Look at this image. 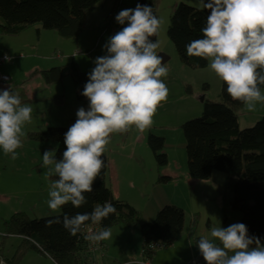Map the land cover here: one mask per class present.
<instances>
[{"label":"rangeland","instance_id":"rangeland-1","mask_svg":"<svg viewBox=\"0 0 264 264\" xmlns=\"http://www.w3.org/2000/svg\"><path fill=\"white\" fill-rule=\"evenodd\" d=\"M137 1L118 0L113 17L123 9L135 8ZM180 3L201 8L200 0H156V15L162 21L156 37L160 42L157 54L169 58L164 63L169 69L168 75L161 78L169 90L167 100L158 107L150 129L139 132L133 127L125 133L112 134L104 154L108 157L107 187L115 199L129 201L141 213L142 223L153 222L165 206H176L185 212L183 235L172 246L161 245V248L153 250L151 264L205 261L197 246L199 238H211V228H226L239 223L241 218L240 213L231 208L233 194L225 187V173L214 171L207 180L193 179L189 174L182 125L201 117L204 101H221L222 80L209 65L205 69L194 70L180 60L168 36L173 9ZM112 7L111 0H102L88 12L90 24H86L76 38H62L56 31L43 29L41 24L30 26L21 37L0 34V57L7 54L15 58L0 67V74L10 77L4 90L14 91L19 95L22 106L32 108L31 122L23 126V146L16 150L18 158L13 160L0 149V235L4 234L3 221L17 212H24L31 219L55 216L61 212L60 209L53 212L48 207V192L56 177L46 178L47 170L42 167L44 151H51L54 156L58 144L32 141L29 133L49 127L69 129L77 119V110L80 107L88 109L89 105L76 97L68 75L69 65L74 62L82 72L89 73L95 67V58L107 54L104 45L118 32L116 27L119 24L107 29L111 21L107 17ZM55 67H62L66 75L61 82L47 84L42 72ZM188 86L191 94L187 92ZM261 111H264L263 107ZM243 112L239 123L242 129L255 126L263 117L256 112ZM150 134L165 139L163 153L167 155L168 162L164 166H158L152 155L148 145ZM134 149L142 158L137 162H132V157H129ZM160 178L168 180L164 182ZM110 230L112 236L105 241L101 263L133 264L145 259L144 241L137 227L117 225ZM20 242L21 239L15 236L6 240L0 237V256L11 258ZM98 257V253L88 255L92 264ZM20 264L56 263L29 251Z\"/></svg>","mask_w":264,"mask_h":264},{"label":"clouds","instance_id":"clouds-1","mask_svg":"<svg viewBox=\"0 0 264 264\" xmlns=\"http://www.w3.org/2000/svg\"><path fill=\"white\" fill-rule=\"evenodd\" d=\"M200 4V10H208L209 15L202 38L186 45L187 56L209 61L210 69L226 83L229 96L254 111L257 103H264L259 87L264 85V0H200ZM115 20L126 26L108 39L107 54L94 60L82 92L89 107L77 110L75 123L64 134L62 158L48 150L42 156L46 178L56 177L48 192V207L53 212L68 203L73 208L86 204L85 193L93 191V182L101 175L111 135L133 127L139 132L150 129L158 107L168 97L161 78L169 69L157 54L159 40L151 39L158 36L162 21L152 7L139 3L121 10ZM4 59L11 57L5 54ZM31 113L32 108L22 106L17 93L0 91V149L13 160L23 146V126L31 122ZM115 212V206L105 202L90 213H65L62 224L75 236L85 222L99 224ZM111 236L105 227L89 231L84 238L99 244ZM210 237L197 241L207 264H264V244L259 237L248 235L244 223L213 227Z\"/></svg>","mask_w":264,"mask_h":264},{"label":"trees","instance_id":"trees-1","mask_svg":"<svg viewBox=\"0 0 264 264\" xmlns=\"http://www.w3.org/2000/svg\"><path fill=\"white\" fill-rule=\"evenodd\" d=\"M102 0H0V34L17 37L30 26L41 24L43 29L56 31L62 38L78 37L86 27V15ZM141 5H148L157 14L156 0H138ZM118 3L116 4L117 8ZM137 5V4H136ZM112 11L107 29L117 22ZM208 10L180 3L173 9L168 36L176 47L183 64L191 69H205L209 61L198 57L189 58L186 45L195 39L202 38L201 29L206 24ZM125 25L116 27L119 31ZM153 41L156 37L151 38ZM47 84L63 81L65 72L62 67L43 71ZM68 75L76 90L78 101L89 105L87 97L82 95L84 85L89 77L78 65H69ZM261 90L264 85L259 86ZM227 85L222 81L221 101H204L201 117L182 125L186 139L189 174L193 179H210L214 171L226 174L225 187L233 194L230 203L234 211L241 215L239 223H244L249 236H256L264 242V116L255 126L242 129L238 113L245 105L233 100L226 91ZM191 94V87H187ZM67 127H49L41 132L29 133L32 141L58 144L55 157L62 158L66 150L64 134ZM148 145L158 166L167 164V155L163 153L165 139L149 135ZM104 167L101 175L93 182V191L85 193L87 203L80 208H73L71 203L60 208L58 215L41 219H31L26 213L13 214L4 221V234L1 238L15 236L21 239L11 258H4L7 264H20L29 251L50 258L56 264H92L88 255L89 242L82 230L91 225L85 222L80 233L72 236L63 227L65 213L75 215L90 213L96 205L105 202L115 206L116 212L99 223L100 230L112 229L117 225L137 227L144 244L143 255L150 262L153 255L151 246L159 244L172 246L184 233L185 212L176 206L163 207L150 223L141 222V213L128 202L117 200L106 185L108 172L107 158L104 155ZM160 178V181H167ZM60 218V222H57ZM195 224V222L193 223ZM195 226V225H194ZM195 227L192 226V229ZM4 244V240L2 242ZM102 244V241H101ZM103 245V244H102ZM103 249V248H102Z\"/></svg>","mask_w":264,"mask_h":264},{"label":"built area","instance_id":"built-area-1","mask_svg":"<svg viewBox=\"0 0 264 264\" xmlns=\"http://www.w3.org/2000/svg\"><path fill=\"white\" fill-rule=\"evenodd\" d=\"M4 57H5V55L0 57V67L3 64L10 63L15 59V58L11 57L10 60H5ZM21 57H23V56H21ZM9 82H10L9 76H7L5 74H0V91L4 90V87L7 86ZM89 231H100L99 225L98 224L87 225L83 228L82 233L84 235H86ZM161 247L162 246L159 244H153L151 246V250H155V249L161 248ZM102 248H103V245L101 244V242L99 244H92L89 242V244H88V250H90L91 253H96L97 251L101 250ZM0 264H7L5 259L1 256H0ZM133 264H150V262L144 259L142 262H139V263L137 262V263H133ZM189 264H205V262L201 261V260H193Z\"/></svg>","mask_w":264,"mask_h":264},{"label":"crops","instance_id":"crops-1","mask_svg":"<svg viewBox=\"0 0 264 264\" xmlns=\"http://www.w3.org/2000/svg\"><path fill=\"white\" fill-rule=\"evenodd\" d=\"M104 1V0H103ZM117 1L118 0H111V2H112V4H113V7H112V10L114 9V6H116V4H117ZM99 3H101V1L99 2ZM98 3V4H99ZM97 4V5H98ZM97 5H96V7H97ZM95 7V8H96ZM94 8V9H95ZM112 10L110 11V13L112 12ZM109 13V14H110ZM109 14H108V16H109ZM89 14H87L86 15V24L87 25H89L90 24V17L91 16H88ZM103 18L104 17H102V19L101 20H103ZM108 18V17H107ZM100 22H102V21H100ZM103 24V23H102ZM22 35V34H21ZM21 35L20 36H18V37H21ZM261 93L262 94H264V89L263 90H261ZM259 107H263L264 108V103H257V105H256V108H255V110L254 111H248L247 110V108H246V106L238 113V121H239V123H240V119L243 117V115H244V112L243 111H248V114H253L254 112H256L257 113V115H259V117L260 116H264V111L262 112L261 111V108H259ZM246 115V114H245ZM258 117V118H259ZM244 118H245V116H244ZM240 125V124H239ZM241 126V125H240ZM105 154V153H104ZM145 154H146V157L148 158L149 157V154H147L146 152H145ZM107 156V155H106ZM130 158L132 157V162H137L139 159H142L141 157H140V154L137 152V151H135V149H134V152L132 153V156H129ZM149 159V158H148ZM107 164H108V157H107ZM113 194V193H112ZM118 200V199H117ZM129 202V201H128ZM130 203V202H129ZM131 204V203H130ZM17 213H19V212H17ZM24 213V212H23ZM4 221H6V220H4ZM4 221H3V223H4ZM102 244H103V247L104 246H106V243H105V241H102ZM103 249H101V250H99V251H97L96 253H98L99 254V257L98 258H96L95 259V261L93 262V263H95V264H103V263H101L100 262V259H102L103 258ZM205 262V261H204ZM151 264V263H150Z\"/></svg>","mask_w":264,"mask_h":264},{"label":"water","instance_id":"water-1","mask_svg":"<svg viewBox=\"0 0 264 264\" xmlns=\"http://www.w3.org/2000/svg\"><path fill=\"white\" fill-rule=\"evenodd\" d=\"M162 57H163V64L165 63V62H167L168 61V57L167 56H165V55H163V54H160ZM205 264H207V263H205Z\"/></svg>","mask_w":264,"mask_h":264}]
</instances>
